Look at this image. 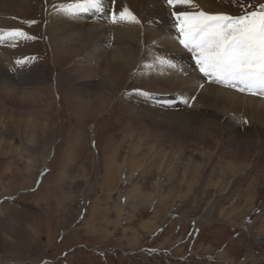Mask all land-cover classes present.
Instances as JSON below:
<instances>
[{
  "label": "rangeland",
  "instance_id": "obj_1",
  "mask_svg": "<svg viewBox=\"0 0 264 264\" xmlns=\"http://www.w3.org/2000/svg\"><path fill=\"white\" fill-rule=\"evenodd\" d=\"M212 3L210 14L238 15L259 11L264 0ZM48 7L34 0L26 18L14 22L28 37L23 55L7 62L19 93L0 92V264H264V184L256 201L238 198L247 183L235 179L224 185L225 195L207 179L216 163L202 174L180 160L178 154L201 147L170 149L173 134L139 144L131 132L147 135L148 126L134 114L133 78H118L105 91L107 102L99 86L84 88L100 77L85 78L77 59L54 51ZM26 62L45 75L22 77Z\"/></svg>",
  "mask_w": 264,
  "mask_h": 264
},
{
  "label": "bare ground",
  "instance_id": "obj_2",
  "mask_svg": "<svg viewBox=\"0 0 264 264\" xmlns=\"http://www.w3.org/2000/svg\"><path fill=\"white\" fill-rule=\"evenodd\" d=\"M212 1L223 6L227 4V0H192V6H185V9L208 13L213 7ZM80 2L47 0L48 37L55 52L77 59L74 66L85 78L100 77L97 82L82 85L84 88L99 86L103 89L101 100L103 97L107 102L111 94L105 91H112L113 84H118V78L127 74L133 78L132 87L130 84L133 89L132 108L141 127L148 126V136L133 128L131 134L140 143H130L128 148L132 146L131 152L137 150V143L147 146V139L151 136L158 134L163 141L173 134L176 139L170 142V149L184 150L191 144L201 147L194 154L192 151L188 155L185 152L178 154L180 160L188 163V168L198 169L203 174L216 163L207 179L216 180L214 185L221 193L225 194L227 187L224 185L228 181H244L247 187L239 192L238 198L247 196L248 200L256 201L254 193L259 185L264 184V93L251 94L209 83L211 79L199 72L191 53L179 45V34L173 28L172 9L166 0H104L106 11L128 9L140 21L139 24L121 21L118 25L111 22L109 15L84 12L77 14V18H70L65 11L59 12L68 4L75 6ZM33 4L34 0H0V9L5 10V13L0 10V36L3 37L0 39V92L3 94L6 91H12L11 95L19 93L13 78L7 75V62L12 54L23 55L24 52L21 49L23 38L10 37L8 30H18L14 22L25 19V13ZM6 18L12 21H6ZM89 21L90 24H86ZM69 27L76 31L66 33ZM112 44L113 49L109 50L107 47ZM169 62L174 67H170ZM19 73L22 77L34 73L36 80L41 79V74L45 75L40 66L27 62L21 65ZM3 94L2 97L5 96ZM25 94L21 93L22 96ZM181 98L192 102L193 107H185L184 102H180ZM18 127L15 126L16 129ZM162 128L167 132H158ZM144 148L142 153L150 152ZM154 148L162 150V147ZM171 155H174L173 151ZM132 160V164L137 162L134 158ZM111 166L110 171V168L114 169ZM114 173L113 170L111 175ZM132 176L129 174L127 181Z\"/></svg>",
  "mask_w": 264,
  "mask_h": 264
},
{
  "label": "snow or ice",
  "instance_id": "obj_3",
  "mask_svg": "<svg viewBox=\"0 0 264 264\" xmlns=\"http://www.w3.org/2000/svg\"><path fill=\"white\" fill-rule=\"evenodd\" d=\"M166 3L172 9L179 45L191 53L204 77L240 92L264 93V4L259 11L228 15L188 11L185 6L191 7L192 0H166ZM81 12L109 15L114 25L121 21L140 23L128 9L106 11L104 0H81L65 10L70 18H77ZM8 35L28 38L17 29L8 30ZM169 66L174 67L170 62Z\"/></svg>",
  "mask_w": 264,
  "mask_h": 264
}]
</instances>
